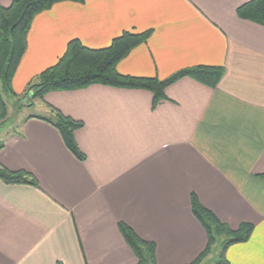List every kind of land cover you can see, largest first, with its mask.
I'll return each mask as SVG.
<instances>
[{"label": "crops", "instance_id": "obj_1", "mask_svg": "<svg viewBox=\"0 0 264 264\" xmlns=\"http://www.w3.org/2000/svg\"><path fill=\"white\" fill-rule=\"evenodd\" d=\"M250 1H67L34 17L15 97L69 42L100 50L124 32L150 35L117 63L123 76L224 74L214 88L180 78L155 105L147 90L104 85L28 98L36 115L4 135L0 167L37 186L0 179V264H138L120 224L153 244L147 264H193L208 245L194 205L233 231L252 226L225 250L227 264H264V27L237 16ZM52 109L82 123L81 159L49 123Z\"/></svg>", "mask_w": 264, "mask_h": 264}, {"label": "trees", "instance_id": "obj_2", "mask_svg": "<svg viewBox=\"0 0 264 264\" xmlns=\"http://www.w3.org/2000/svg\"><path fill=\"white\" fill-rule=\"evenodd\" d=\"M67 1L82 2V0H14L8 8L0 6V91L4 95L15 97L12 91V79L26 50V35L34 17L57 3ZM237 16L264 27V0H252L243 5L237 10ZM149 35V31L141 34L124 32L114 39L109 47L100 50L88 49L77 40L69 42L57 63L44 70L34 83L28 86L32 99H43L45 94L54 91H75L91 85H104L147 90L152 93L153 105H155L164 98V89L180 78L189 77L210 88H214L222 78L224 69L217 67L184 70L165 81L119 74L116 70L117 63L133 48L146 42ZM52 111L55 114V121L49 123L60 133L66 148L75 157L81 159L82 154L74 141V132L82 128V123L66 118L54 109ZM5 112V104L0 93V119H3ZM0 179L5 184L37 186L32 176L23 172H9L2 167H0ZM193 213L208 232V245L193 264H200L210 253L218 236H224L226 241L217 264H227L224 257L225 250L233 244L246 242L253 229L251 225L244 224L233 231L215 220L200 206L194 205ZM119 229L136 255L138 264H147L149 259L153 262V244L138 239L124 224H120Z\"/></svg>", "mask_w": 264, "mask_h": 264}, {"label": "rangeland", "instance_id": "obj_3", "mask_svg": "<svg viewBox=\"0 0 264 264\" xmlns=\"http://www.w3.org/2000/svg\"><path fill=\"white\" fill-rule=\"evenodd\" d=\"M34 83V82H33ZM1 93L3 103L5 104V115L3 119H0V144L2 138L7 133L15 130L16 122L27 115H36L35 110H30V107L26 106V101L30 98L31 93L29 89H26L24 94L16 97L4 95ZM215 244L209 254V257L202 264H217L219 256L222 251L223 243L226 241L225 237H220L215 240Z\"/></svg>", "mask_w": 264, "mask_h": 264}, {"label": "water", "instance_id": "obj_4", "mask_svg": "<svg viewBox=\"0 0 264 264\" xmlns=\"http://www.w3.org/2000/svg\"><path fill=\"white\" fill-rule=\"evenodd\" d=\"M30 97H32V96H30Z\"/></svg>", "mask_w": 264, "mask_h": 264}]
</instances>
